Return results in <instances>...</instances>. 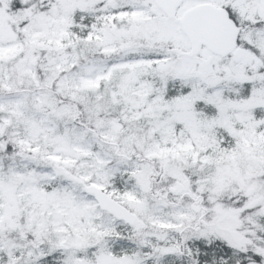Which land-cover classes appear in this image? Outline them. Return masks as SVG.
Returning a JSON list of instances; mask_svg holds the SVG:
<instances>
[{
    "label": "snow or ice",
    "instance_id": "obj_1",
    "mask_svg": "<svg viewBox=\"0 0 264 264\" xmlns=\"http://www.w3.org/2000/svg\"><path fill=\"white\" fill-rule=\"evenodd\" d=\"M0 264H264V0H0Z\"/></svg>",
    "mask_w": 264,
    "mask_h": 264
}]
</instances>
